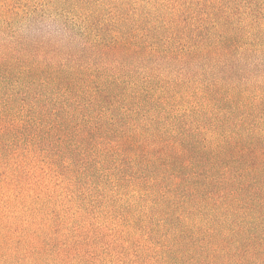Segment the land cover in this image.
Listing matches in <instances>:
<instances>
[{"label": "trees", "instance_id": "1", "mask_svg": "<svg viewBox=\"0 0 264 264\" xmlns=\"http://www.w3.org/2000/svg\"><path fill=\"white\" fill-rule=\"evenodd\" d=\"M17 155L158 264H264V0H0Z\"/></svg>", "mask_w": 264, "mask_h": 264}, {"label": "rangeland", "instance_id": "2", "mask_svg": "<svg viewBox=\"0 0 264 264\" xmlns=\"http://www.w3.org/2000/svg\"><path fill=\"white\" fill-rule=\"evenodd\" d=\"M21 157L0 166V264H158L141 237L115 232L101 193L68 204L44 167Z\"/></svg>", "mask_w": 264, "mask_h": 264}]
</instances>
